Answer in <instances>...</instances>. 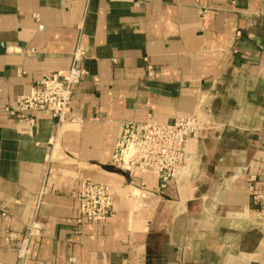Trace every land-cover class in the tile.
<instances>
[{
  "label": "crops",
  "instance_id": "1",
  "mask_svg": "<svg viewBox=\"0 0 264 264\" xmlns=\"http://www.w3.org/2000/svg\"><path fill=\"white\" fill-rule=\"evenodd\" d=\"M77 48L67 122L7 113ZM178 112L205 126L190 176L132 187L112 164L122 124ZM81 179L112 185L106 223L78 225ZM43 185L24 264H264V0H0V264H19Z\"/></svg>",
  "mask_w": 264,
  "mask_h": 264
},
{
  "label": "built area",
  "instance_id": "2",
  "mask_svg": "<svg viewBox=\"0 0 264 264\" xmlns=\"http://www.w3.org/2000/svg\"><path fill=\"white\" fill-rule=\"evenodd\" d=\"M86 58V51L77 48L72 55L71 67L65 74H52L36 81L32 90L20 96L15 105L6 108L7 113L19 121L35 122L38 115L51 117L56 126L68 121V114L73 103L76 89L86 78V71L81 62ZM205 126L197 113L178 112L173 123H160L154 119L146 121H129L122 124L117 140L112 164L125 171L132 187L146 188L145 178L153 175L159 181L158 191L162 192L171 186L178 187L183 179L191 174V143H199ZM251 182L255 181L251 177ZM140 181V186L136 185ZM253 200L261 202L255 186H251ZM47 187L42 186L37 204L25 225L26 236L14 248L19 264H24L30 253L33 239L42 236V225L38 222L40 209L44 204ZM78 225L84 223L104 224L113 216L114 193L110 184L93 182L86 179L79 181L76 195ZM6 242L10 245L17 238L13 232L8 233ZM68 264H77L74 256Z\"/></svg>",
  "mask_w": 264,
  "mask_h": 264
}]
</instances>
